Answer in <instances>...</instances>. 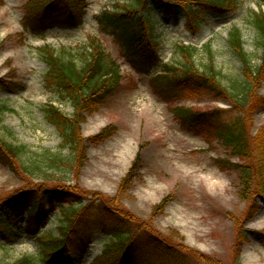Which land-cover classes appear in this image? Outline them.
Here are the masks:
<instances>
[{"label":"rangeland","instance_id":"1","mask_svg":"<svg viewBox=\"0 0 264 264\" xmlns=\"http://www.w3.org/2000/svg\"><path fill=\"white\" fill-rule=\"evenodd\" d=\"M89 1V14L81 26L74 30L48 31L44 38L28 32L22 42L19 32L24 0H0V77L22 82L15 91L0 90V138L26 146L21 152L23 161L28 157L37 158L47 149L67 153V149L61 147L58 130L46 122L43 113L36 108L51 103L70 115L73 106L45 88L43 76L47 67L38 56L37 48L46 43L56 49L61 45L85 43L88 36L97 31L91 14L103 5L111 8L115 0ZM127 1L119 0L120 3ZM238 2L237 9L222 16L205 10L206 19L197 32L186 26L183 11L175 19L163 14L162 9L153 11L154 19L161 20L155 23L156 32L167 34L165 37H170L171 42L182 40L196 44L192 45L199 48L193 56L195 65L208 62L202 47L205 42H211L213 64L220 70L221 84L230 92L234 90L231 78L242 72L239 59L227 46L228 32L232 26L240 29L244 50L253 54L252 63L257 65L258 30L256 32L251 22V15L264 8L255 0ZM105 40L121 64L122 79L80 123L85 159L71 173L68 165L59 168V175L66 177L63 181L79 190L97 192L111 203L114 201L116 225L127 219L132 233L139 232V223L147 234L152 232L165 238L173 246L157 245L163 264H264V200L256 192L250 198L239 193L237 172L233 167L234 163L245 160L233 155L216 137L205 140L201 135L182 130L169 110V106H176L177 102L168 104L162 100L151 89L149 76L135 72L112 40L109 37ZM169 44L170 40L160 54L167 61L175 59L179 64L180 58ZM77 55L75 52L76 58ZM261 73L264 75V68ZM127 75L135 81V86ZM228 91L203 90L184 103L200 111L232 109L226 116H235L233 112L239 111L240 106L234 107ZM255 93L264 95V79ZM242 102L239 100L240 104ZM3 106H7L6 109ZM248 117L251 134L264 128V108L260 105H256ZM222 158L228 163L219 161ZM23 176L25 179L9 166L0 164V197L25 185L27 177ZM36 180L32 182L38 183L40 179ZM61 206L57 204L55 211L43 221V226L53 234L60 221ZM19 224L18 241L9 243L0 236L1 264H13L23 254L39 250L35 236L27 234L23 228L26 223L21 219ZM100 232V228L94 230L85 254L86 262L102 248L96 241L104 236ZM170 248L174 251L170 252Z\"/></svg>","mask_w":264,"mask_h":264},{"label":"trees","instance_id":"2","mask_svg":"<svg viewBox=\"0 0 264 264\" xmlns=\"http://www.w3.org/2000/svg\"><path fill=\"white\" fill-rule=\"evenodd\" d=\"M155 1L167 5L166 7L172 4L177 9L178 3L186 0ZM207 1L216 4V8L237 5L236 0ZM144 2L145 0H130L124 5L116 3L113 12L105 11L97 17L100 31L110 34L121 48V53L140 70L149 66L157 55L150 36L145 30L146 24L150 23L149 13L146 16L133 15L138 7H141L142 11ZM83 7V0H26L23 5L22 22L25 28H30L34 32H40L44 27L71 28L83 18L85 14L82 11ZM253 16L255 18L252 19ZM251 22L256 32L258 30L256 34V47L259 51L257 65L254 66L252 63L253 54L250 55L244 50L240 29L232 26L227 35V46L239 59L242 72L231 78L230 85L234 89L232 92L225 89L220 82L223 80L219 78L220 70L213 64L211 42H206L202 47L209 58L204 65H195L193 62V56L199 48L179 45L177 55L180 63L177 64L176 60L166 63L165 71L173 76L174 80H183L194 87L198 94L203 90L228 91V94H231L229 99L234 102V107L240 106L239 111H234L235 116L229 117H224L223 114L232 112V109L215 108L210 111L208 123L212 126L211 134L233 155L245 160L242 163L233 164L237 172L239 193L250 198V195L256 192L264 200V128L258 133L251 134L248 117L256 105L264 108V95L255 93L260 86V81L264 79L261 73L264 68V10L253 13ZM19 35L23 41V34ZM37 52L47 66L46 87L54 91L61 100L68 101L73 106V113L70 115L64 114L51 103H46L41 108L46 120L58 130L62 141L61 147L66 148L67 153L51 152L47 149L37 158L28 157V160L23 161L21 152L26 146L16 145L0 138V164L9 166L24 179L23 175L27 177L25 185L0 197V225L13 229L11 222L8 223L1 217L5 211L10 214L28 212L30 217L38 219L47 202L61 195L71 199L85 197L89 202L72 200L73 204L63 211L62 219L55 228L56 234L48 232L44 236L45 239L40 248L41 257L37 258L35 254H23L13 264H39L40 258L45 254L56 253L64 245V241L78 239L86 241L90 221L95 214H108L107 229L111 235V239L104 244L96 264H122L123 261L134 258L142 259L148 264H163V257L159 255L157 245L169 244L172 247L171 243L152 232L147 234L146 229L139 223H137L139 232L132 233L131 228L127 226L129 225L127 219L124 223L116 225L113 212L117 207L114 201L111 203V200L97 192L72 187L67 184L68 182L63 181L66 180L64 175H59V168L62 166L68 165L71 173L79 165L81 166V162L85 159V145L79 135L80 123L87 114L92 113L97 105L102 103L107 91L119 84L122 75L119 73L118 64L106 50L103 42L96 37L92 38L88 45L83 46L61 45L59 49H56L52 45L44 44L37 48ZM73 52L78 54L77 58ZM14 75L11 77L14 78ZM128 78L133 84L131 78ZM19 85L20 83L12 78L0 79V89H15ZM239 100L243 101L242 104ZM3 107L6 109L7 106ZM172 111L185 125L190 124L191 114L206 115L204 111L199 112L178 106L172 108ZM219 161L228 163L224 158ZM57 170L58 173H56ZM37 178L40 180L38 181ZM33 179H37L38 183L32 182ZM169 251L174 250L170 248Z\"/></svg>","mask_w":264,"mask_h":264}]
</instances>
